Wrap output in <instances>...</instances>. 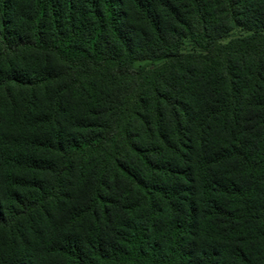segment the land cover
Segmentation results:
<instances>
[{"label": "trees", "instance_id": "obj_1", "mask_svg": "<svg viewBox=\"0 0 264 264\" xmlns=\"http://www.w3.org/2000/svg\"><path fill=\"white\" fill-rule=\"evenodd\" d=\"M0 264H264V0H0Z\"/></svg>", "mask_w": 264, "mask_h": 264}]
</instances>
